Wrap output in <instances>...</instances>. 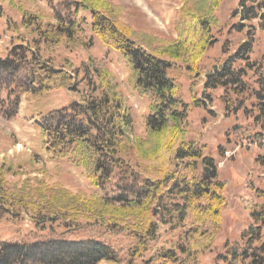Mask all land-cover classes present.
Segmentation results:
<instances>
[{
    "label": "rangeland",
    "instance_id": "obj_1",
    "mask_svg": "<svg viewBox=\"0 0 264 264\" xmlns=\"http://www.w3.org/2000/svg\"><path fill=\"white\" fill-rule=\"evenodd\" d=\"M79 1L0 0V58L14 45H27L36 49L40 63L60 70L64 78L63 83L57 80L49 91L37 96L21 94L16 115L8 120L0 116V202H6L0 205V240L93 238L115 250L116 264H181V254L176 263L161 257L176 245L183 232V228L171 227L166 220L169 204L178 202L174 195L163 194L161 213L153 217L155 235L139 250H135L136 239L124 227L110 226L109 220L94 216L86 218L84 201L91 195L114 197L145 179L139 171L147 162L138 157L133 146H126L122 156L137 173L127 175L115 170L99 188L91 185L80 167L67 159L51 158L43 145L36 122L40 115L82 101L92 88H96L94 95L104 92L128 107L132 119L126 135L129 144L145 137L149 99L133 88L122 56L103 46L93 34L90 11L75 9ZM188 1L111 0V4L116 20L128 25L132 37L151 50L177 38L180 8ZM246 1L220 0L214 10L217 24L210 32L213 41L200 59L198 73L190 78L181 69L177 76L179 95L190 104L185 142L202 148L203 155L213 159L216 175L225 183L226 204L220 212V229L197 264H225L229 253L247 249L249 242L253 246L264 242V219L255 223L250 216L252 211H264V149L253 136L259 133L258 138L264 137V111L257 104L264 103V20H243L240 4ZM257 1L264 5V0ZM57 13L65 23L74 22L67 24L68 37L55 32L57 20L53 16ZM261 13L264 15V8ZM245 41L251 42V49L242 58L236 53ZM228 62L238 70L242 83L236 88L232 84L206 88V75ZM41 82L47 83L45 79ZM194 99L199 107L193 105ZM7 103L0 101V109ZM203 167L197 164L194 174L200 175ZM69 202H73V208L67 207Z\"/></svg>",
    "mask_w": 264,
    "mask_h": 264
},
{
    "label": "trees",
    "instance_id": "obj_2",
    "mask_svg": "<svg viewBox=\"0 0 264 264\" xmlns=\"http://www.w3.org/2000/svg\"><path fill=\"white\" fill-rule=\"evenodd\" d=\"M248 1L240 4L243 20H264L262 1H249L251 4L247 6ZM219 3L220 0L183 2L176 22L177 38L150 50L148 45L132 37L133 30L128 25L116 20L111 0L76 2V10L82 7L90 11L91 30L102 45L118 52L126 62L133 88L148 97L145 137L129 144L126 135L132 119L128 107L121 99L104 92L94 95L96 88L82 101L50 110L36 121L50 157L67 159L80 167L94 187L102 188L115 170L133 175L136 171H132L122 150L126 146L135 148L138 157L147 162L139 171L145 179L134 189L114 197L91 195L84 201L86 218L91 220L94 216L109 220L110 226L124 227L136 239L135 250H139L155 235L157 227L153 217L161 213L163 194L174 195L178 202L169 204L166 220L171 227L183 228V232L176 245L161 255L173 263L179 262L178 254H181V264L199 262L220 229V212L226 204L225 183L218 179L213 159L204 156L202 148L185 142L190 104L180 97L181 84L177 80L181 69L190 78L198 73L200 59L213 41L210 32L217 24L214 10ZM53 18L57 20L56 34L68 37V25L74 22L65 23L59 13ZM62 23L67 27H62ZM250 49L251 42L245 41L236 54L243 58ZM60 72L40 63L36 49L14 45L0 58V101L8 102L0 109V116L8 120L16 115L21 94L37 96L49 91L53 82L63 83ZM43 79L47 83L41 82ZM241 83L238 70L228 62L208 73L204 86L210 89L232 84L236 88ZM257 96L260 100V94ZM192 103L199 107L197 99ZM257 104L264 111V103ZM258 134L253 135L255 142L264 149V137L258 138ZM197 164L204 166L200 175L194 174ZM205 167L209 172L204 171ZM67 205L74 207L73 202ZM250 216L255 223L263 222L264 211H252ZM103 261L116 264L117 254L111 246L93 238L0 240V264H99ZM225 264H264V242L255 246L249 242L247 249L229 253Z\"/></svg>",
    "mask_w": 264,
    "mask_h": 264
},
{
    "label": "water",
    "instance_id": "obj_3",
    "mask_svg": "<svg viewBox=\"0 0 264 264\" xmlns=\"http://www.w3.org/2000/svg\"><path fill=\"white\" fill-rule=\"evenodd\" d=\"M204 171H205V172H209L208 168H206V167L204 168Z\"/></svg>",
    "mask_w": 264,
    "mask_h": 264
}]
</instances>
